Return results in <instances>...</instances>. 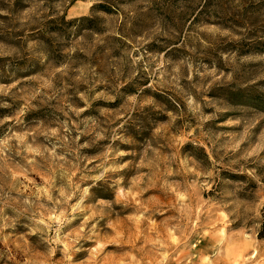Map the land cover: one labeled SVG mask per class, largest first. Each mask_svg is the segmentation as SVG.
<instances>
[{"label": "rangeland", "instance_id": "1", "mask_svg": "<svg viewBox=\"0 0 264 264\" xmlns=\"http://www.w3.org/2000/svg\"><path fill=\"white\" fill-rule=\"evenodd\" d=\"M0 86V264H264V0H0ZM62 124L128 155L52 244L23 149Z\"/></svg>", "mask_w": 264, "mask_h": 264}, {"label": "clouds", "instance_id": "2", "mask_svg": "<svg viewBox=\"0 0 264 264\" xmlns=\"http://www.w3.org/2000/svg\"><path fill=\"white\" fill-rule=\"evenodd\" d=\"M223 34L228 35V32L225 31ZM131 63L138 64L139 58L132 57ZM175 79L176 77H173V80ZM167 82L170 83L171 81ZM0 90L7 94L8 89H2V86H0ZM130 98L135 100V94ZM134 107L139 108L141 106L137 102ZM132 110L129 109V111ZM74 111L79 112L78 109H74ZM66 123L70 124L71 118ZM73 131L76 132V136H72ZM29 134L25 133L24 136L18 138L22 144ZM91 134L92 132L88 130H80L78 124L72 128L62 124L60 130L43 133L49 141L47 146L34 147L32 144H27L23 149L33 156L32 159L28 160L30 165L36 164L37 167L43 166L46 169L48 180L45 185L35 186L36 190L31 193L35 200L26 199L24 204L29 205V210L32 211L33 218L36 219L37 226L34 231L43 233L44 237H47L52 244L62 242V239H64L62 229L75 219L74 213L85 211L79 204L74 207L73 201L79 200L82 193H89L90 188L100 181L111 180L112 177L108 175L109 173L119 172L127 167L125 163H118V159L128 155V153L119 150L113 151L111 146L102 156L97 158L99 163H94L79 155L81 148H87L95 144L96 139H104L103 136L97 135L96 139L89 141V143H77L81 135ZM53 139L55 142H53ZM3 144L7 145L8 141H4ZM100 147L102 148L103 145ZM2 151L3 149H0V152ZM69 156L74 158L75 163L73 159H68ZM35 157H39L40 162H37ZM81 164H83V168H81ZM89 164H92V167H88ZM77 173H79L78 176ZM117 180L122 183L119 177ZM85 181H92L93 184L81 187ZM178 188L179 186L173 191H178ZM186 198L182 197V199ZM49 232L53 235L48 236Z\"/></svg>", "mask_w": 264, "mask_h": 264}]
</instances>
